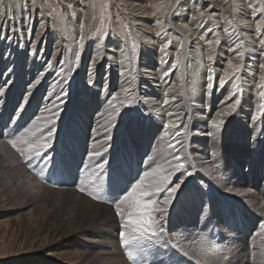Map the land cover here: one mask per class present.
<instances>
[{
    "label": "bare ground",
    "instance_id": "6f19581e",
    "mask_svg": "<svg viewBox=\"0 0 264 264\" xmlns=\"http://www.w3.org/2000/svg\"><path fill=\"white\" fill-rule=\"evenodd\" d=\"M176 1L0 0V67H9L3 74V82L8 80L6 85L14 88L22 84V79H28L21 104L32 99L29 104L41 102L40 108L46 106L33 126L60 116L67 108L68 100L78 91L81 92L80 89L89 94H98L94 107L100 111L92 125L96 129L95 135L106 124L105 111L113 113V110H122L128 116H135L138 121L149 119L154 125L162 126L159 137H163L166 148L173 153L172 166L175 168L177 163L184 164L179 171L185 172L187 180L180 195L185 194L189 199V210L194 215L191 213L186 218L174 219L171 225L176 232L171 236L165 234L168 219L166 221L165 217L161 221L165 231L158 240L165 247V252L177 258H185L181 251L191 252L195 258H188V264H264V243L262 239L259 240V234L264 232V116L260 115L261 105H264V98L260 94L264 88H257L261 76H264V69L260 67L264 64V48H260L256 36L252 34L255 23L251 20L239 21L236 34L240 38L236 40V37L230 38L232 35L229 37L219 30L213 35L207 33L202 23L207 24L210 20H168L164 8L169 2L173 7ZM212 1L200 0L207 8ZM150 7L154 10H148ZM158 12L159 17L156 16ZM211 21L216 25L221 24L220 19ZM81 24L84 25L83 31ZM157 24L168 30L165 40L152 35L150 29ZM101 36L104 37L103 41L100 40ZM201 36L205 39H201ZM241 40L243 47L238 51L245 52L243 60L229 51ZM207 41L212 43L209 45ZM160 42L165 43L161 45ZM133 44L137 46L135 54ZM165 44L169 46L164 48ZM218 51L226 56L225 65L218 62L213 64L214 54ZM77 52L81 53L79 61L76 60ZM209 55L213 56L212 61L208 60ZM178 57L179 62L176 63ZM87 59L90 60L88 68L86 73H82L81 64ZM229 61L234 65H245L241 81H237L226 68ZM173 63H176L174 69ZM209 67L215 76L212 81L208 80ZM10 72L13 73L11 77ZM90 78L93 83H89ZM222 78L225 79L223 86L220 83ZM236 83L243 85L241 104L235 113L225 118L223 130L217 132L212 128V121L220 119L221 113L230 111L228 106L235 99L232 93ZM3 88L0 89V96L4 94ZM125 88L129 89L127 95L122 92ZM218 96H223L219 104ZM57 97H61L63 102ZM126 109L128 112H125ZM233 121L237 122L232 130L233 137L243 144L239 156L246 165V158L254 163L253 176H243L247 184L254 186V191L241 186L235 191L234 183H238V176H232L231 162L218 161L217 155L213 156L217 153V146L208 145L212 139H222L226 134L223 131ZM169 122L177 127L166 129L165 124ZM150 125L153 126V123ZM185 125L188 127L185 128ZM10 126L11 129L14 123ZM181 129V134L177 136V131ZM152 138L157 143L156 131H153ZM203 148L210 155L206 161L200 160L203 154L198 153ZM147 153L148 149L140 151V161ZM176 156L181 159L177 161L174 159ZM128 160L131 169H136L138 174L137 156L133 155ZM148 168L144 165L141 172H146ZM196 168L210 170L212 178L205 182L204 177L188 191L186 186H193L194 180L199 177ZM259 177L260 180L254 181ZM243 191H248L246 198L249 208L238 201V192ZM94 204L91 203V207L112 210L108 206ZM209 208L210 213L207 214ZM253 218L255 229L251 227ZM211 228H215L213 241H210ZM201 231L202 234H198ZM248 234L251 237L248 238ZM213 246L220 251H212ZM251 246L254 248L253 262L250 258Z\"/></svg>",
    "mask_w": 264,
    "mask_h": 264
},
{
    "label": "rangeland",
    "instance_id": "374dc122",
    "mask_svg": "<svg viewBox=\"0 0 264 264\" xmlns=\"http://www.w3.org/2000/svg\"><path fill=\"white\" fill-rule=\"evenodd\" d=\"M170 7L169 2L164 8L167 10L168 20H210L207 24L202 23L207 33L213 35L219 30L229 37L232 35L230 38L236 37L234 40L240 38L236 34L239 21L251 20L255 23L256 29L252 30L253 36H256L255 40L261 45L260 41L264 39V0H213L209 8L205 7L200 0H178L173 7ZM148 10L154 9L150 7ZM197 10H200L199 13ZM156 14L157 17L160 16L159 12ZM219 19L221 24H217L218 27H216L215 22L212 23L211 20ZM229 20L233 21L231 25L228 23ZM257 24L261 26L259 33L256 31ZM226 28H229L228 34L224 32ZM209 29L212 31L209 32ZM150 31L153 36L162 40L166 39L165 35L168 33V30L162 29L160 24L155 25ZM50 43L52 47V42ZM218 46L225 48L222 45ZM220 54L223 53L218 51L214 54V65L217 62L226 64L224 60L226 56ZM89 62L90 60L87 59L81 64L82 73L83 71L86 73ZM231 63L234 65V62ZM8 68V66L0 67V89L4 86L2 89L4 94L0 96V122H3L0 124V264H159L160 261H163V264H188V258H195L191 252L178 249L177 244L174 248L181 251L185 258L168 255L160 239L154 243L145 242L140 246L143 251H140V248L122 247L119 234L125 230L122 227L123 221L115 215L114 206L108 200V196L94 200L88 194V191L92 190L90 184L102 185L104 194L115 190L126 191L142 177L146 182L154 178L153 175L145 177V173H154L157 178L174 173L172 181L181 179L185 183L187 180L185 172L176 170L172 166L173 153L166 148L163 137H159L162 126L154 125V122L149 119L144 122L138 121L135 116H128L122 110L119 112L113 110V113L105 111L106 127L104 126L102 131L95 135L96 129H93L92 125L96 114L100 111L98 107H94L95 97L98 94H89L82 89L68 100L67 108L61 115L53 118V124L45 126L48 121L46 120V122H39L42 123L41 125L33 126V122L39 114L42 116L46 106L40 108L41 102L35 105L31 102L29 104L28 102L32 99L21 104L28 79H22V84L19 83L18 87L6 85L8 80L3 82V74L8 71ZM226 68L233 73L230 65ZM11 76H13L12 72H10ZM10 91L12 93L8 94L7 92ZM222 97L218 96V104L222 101ZM39 108L40 113H38ZM125 112H128V109ZM11 123H14V126L10 129ZM149 123H153V126ZM234 123L237 122L233 121L223 131L226 134L222 139H212L207 144L211 147L217 146V153L213 156L217 155L218 161L231 162L232 176H238V183H234V190L241 186L254 191V186L247 184L243 178V176H253L254 163L248 162L246 158L248 166L240 158L239 152L243 144L233 137ZM26 129L32 131L40 129L35 137H31L33 141L45 138L51 140L52 147L48 149V155L55 157V168L48 170L42 161L35 159L29 164L20 152L8 143L9 140H16L18 136L27 135ZM49 129L52 130L51 137H48ZM153 131L158 133L157 143L153 142L155 141L152 138ZM134 132L136 134H133ZM17 143L21 149L27 147ZM142 149H148V153L140 161L139 153ZM93 152H99L101 155L93 157L91 155ZM198 153L203 154L200 159L203 161L208 160L210 156L204 148ZM133 155L137 156L138 174L136 169H131L130 160H128ZM144 165L149 168L146 172H141ZM42 169H44L43 176L40 175ZM196 172L199 177L194 180L193 186L190 184L186 186L188 191L204 177L205 182L212 178L210 170L196 168ZM130 180L131 184H129ZM257 180H260V177L254 179V181ZM80 187H84L87 191L81 192ZM238 194L240 197L238 201L249 208L246 198L248 191L238 192ZM164 195L162 193L159 198H163ZM226 201L224 200V203L228 205ZM91 203L108 206L113 212L105 208L91 207ZM211 203L213 206V200ZM189 209V199L185 194L180 195L168 208L165 216L166 221L168 219L165 234L171 236L176 232L171 225L172 221L181 217L186 218L187 214L192 213ZM206 213H210V208ZM254 220L255 218L252 220L251 227L255 229ZM214 233L215 228H211L210 241H213ZM198 234L201 235L202 231ZM249 234L248 238L251 237ZM259 236L262 237H259V240L262 239L261 242L264 243V232ZM130 250L134 251L137 257L135 261L128 258L127 253ZM184 250L188 251V249ZM250 251L251 262H253V246L250 247Z\"/></svg>",
    "mask_w": 264,
    "mask_h": 264
},
{
    "label": "snow or ice",
    "instance_id": "6c2138e0",
    "mask_svg": "<svg viewBox=\"0 0 264 264\" xmlns=\"http://www.w3.org/2000/svg\"><path fill=\"white\" fill-rule=\"evenodd\" d=\"M71 7V5H70ZM203 15V13H201ZM229 25L232 24V21H228ZM84 25L81 24V30L83 31ZM218 27V25H216ZM209 32L212 30L209 29ZM257 31L258 33L261 31L260 24H257ZM225 32H228V29H225ZM10 39V38H9ZM104 37L101 36L100 40L103 41ZM201 39H205L204 36H201ZM83 37H81V46H82ZM217 44L220 43L219 39L217 38ZM209 45L212 43L211 41H207ZM261 46L264 47V40L260 41ZM169 45L165 44L164 48H167ZM136 45L133 44V53L135 54L136 51ZM243 47V41L239 44H236L234 47L230 48L229 51L233 52L236 56H238L241 60L245 57V52L238 51V49ZM163 50V49H162ZM81 56L80 52L76 53V60L79 61ZM208 60L212 61L213 56L209 55ZM179 62V57L177 58V62ZM176 63H173V69L176 67ZM229 65L233 70V75L235 76L237 81H241L243 79L242 73L245 68V65H232L231 61H229ZM261 69H264V64H262ZM61 72H63V69H61ZM208 72L210 73L208 76V80L212 81L215 79V76L213 74V70L211 67L208 68ZM92 72L90 70L89 76L91 77ZM165 75H168V73H165ZM228 79H231V77H228ZM261 83L257 84V88H264V76H261ZM89 83H93L91 78L89 79ZM221 86L224 85L225 79L222 78ZM123 94L127 95L129 94V89L125 88L122 89ZM237 93L240 95L237 96ZM66 95V93H65ZM233 97H235L234 101L230 103L228 106L230 111H225L221 113L220 119L212 121V128L216 129L217 132H221L223 130V125L225 123V118L237 111L238 106L241 104V99L243 95V85L241 83L234 84V91L232 93ZM261 97L264 98V92H261ZM115 99V97H114ZM57 100H60V102H63L61 97H57ZM168 101L165 100V104H167ZM54 115H58L54 114ZM171 115V113L169 114ZM261 116H264V105H261ZM256 117H254L255 119ZM54 120H48L46 122V125L53 124ZM177 125L169 122L165 124V128H176ZM185 128L188 126L185 125ZM40 129H36V131H32L30 129H26L25 132L27 135H21L16 138V140H9L8 143L16 149L18 152H20L21 156L25 158V161L29 164L31 163V160L35 159L38 161H42L45 168H48V170H51V168H55V157L48 155V149L52 147L51 140L48 138H45L43 140H36L33 141L31 137H35L37 135V132H39ZM181 131H177L176 135L179 136L181 134ZM208 135L214 136L215 133H208ZM52 136V130L49 129L48 137ZM19 144L26 145L27 147L24 149H21L18 146ZM179 143V141H178ZM93 157H98L101 155L99 152H93L91 154ZM177 161H179L181 158L179 156L174 157ZM49 166H51L49 168ZM176 170L184 168L183 163H177L175 165ZM44 169L41 170L40 175L43 176ZM145 177L149 175H153V179L150 181L145 180L144 177H142L139 181L132 184V186L124 191V190H115L108 194L103 193L102 185H94L90 184L91 191H88V194L95 200V199H104L105 195L108 196V200L114 205L115 209V215L123 221L122 227L125 229L124 231H121L120 236V243L122 247L133 249V248H140V251H143V248L140 247L145 242L154 243L162 233H164L165 228L163 224H161V221L165 218V216L168 213V208L173 204V202L178 199L180 192L182 190L184 181L181 179H178L177 181L171 180V174L169 175H163L160 177H155V174L145 173ZM190 175V173H189ZM79 190L81 192L87 191L84 187H80ZM165 194L163 198L161 197V194ZM156 197V199H154ZM175 247V246H173ZM212 251L218 252L220 249L216 246H213ZM128 258L130 260L135 261L137 259L136 255L134 254V251L130 250L127 253ZM159 264H163V261H160Z\"/></svg>",
    "mask_w": 264,
    "mask_h": 264
}]
</instances>
